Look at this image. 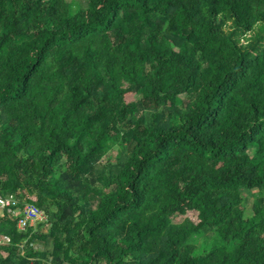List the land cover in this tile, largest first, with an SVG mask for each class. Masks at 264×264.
Segmentation results:
<instances>
[{"label": "trees", "instance_id": "1", "mask_svg": "<svg viewBox=\"0 0 264 264\" xmlns=\"http://www.w3.org/2000/svg\"><path fill=\"white\" fill-rule=\"evenodd\" d=\"M85 1L0 0V264H264V0Z\"/></svg>", "mask_w": 264, "mask_h": 264}, {"label": "built area", "instance_id": "2", "mask_svg": "<svg viewBox=\"0 0 264 264\" xmlns=\"http://www.w3.org/2000/svg\"><path fill=\"white\" fill-rule=\"evenodd\" d=\"M5 208L9 209L12 217L18 219V225L21 229H26L46 219L45 212L38 206L31 203L20 206L18 200L13 195L7 197L0 196V209Z\"/></svg>", "mask_w": 264, "mask_h": 264}, {"label": "rangeland", "instance_id": "3", "mask_svg": "<svg viewBox=\"0 0 264 264\" xmlns=\"http://www.w3.org/2000/svg\"><path fill=\"white\" fill-rule=\"evenodd\" d=\"M74 1L80 2L82 5H85L86 4V1L85 0H74ZM253 200H254L253 193L252 192H248V210H247V213L248 214H251L252 213V203H253ZM211 246H212V241L206 242V243H204L200 247V249L197 250V253L206 252V251H208L211 248Z\"/></svg>", "mask_w": 264, "mask_h": 264}]
</instances>
